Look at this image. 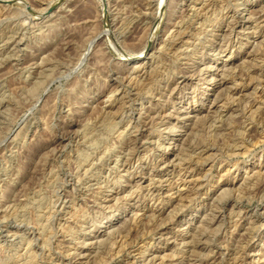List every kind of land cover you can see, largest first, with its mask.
<instances>
[{
	"label": "rangeland",
	"instance_id": "374dc122",
	"mask_svg": "<svg viewBox=\"0 0 264 264\" xmlns=\"http://www.w3.org/2000/svg\"><path fill=\"white\" fill-rule=\"evenodd\" d=\"M50 1L0 0V264H264V0Z\"/></svg>",
	"mask_w": 264,
	"mask_h": 264
},
{
	"label": "bare ground",
	"instance_id": "6f19581e",
	"mask_svg": "<svg viewBox=\"0 0 264 264\" xmlns=\"http://www.w3.org/2000/svg\"><path fill=\"white\" fill-rule=\"evenodd\" d=\"M58 1L59 0H52V1H50L49 3H48V5L46 6V7H44L43 9H41V13H46V12H48L49 11V9L50 8H52L55 4H57L58 3ZM158 2V1H157ZM163 2V1H162ZM162 2H161V4H162ZM157 4H159L160 5V3H157ZM164 4H165V2H164ZM158 6V5H157ZM214 7V6H213ZM159 8V7H158ZM163 10V9H162ZM36 11V10H35ZM161 11V10H160ZM34 12V11H33ZM157 12H159V11H156V13ZM163 12V11H162ZM65 13V12H64ZM40 14V13H39ZM135 14V13H134ZM44 15V14H43ZM157 14H153L152 15V17H153V19L155 20V19H157V17L158 16H156ZM250 15V14H249ZM45 16V15H44ZM157 21V20H156ZM152 23H154V22H152ZM255 23V22H254ZM153 25V24H152ZM110 29V28H109ZM180 30V29H179ZM111 31V30H110ZM151 31V30H150ZM108 32V31H107ZM106 32V33H107ZM113 34H114V32H113ZM116 34V33H115ZM115 34H114V36H115ZM151 34H152V32H151ZM156 34V33H155ZM149 35H150V33H149ZM111 36V35H110ZM109 37V36H108ZM155 36L152 34V36L150 37V38H148L149 40L147 41V44L145 45V47L144 48H142V51L140 52V54H145V56L147 57V56H149L150 57V51H151V48H152V46H153V44H154V42H155V38H154ZM117 39V38H116ZM115 39V40H116ZM118 41V40H117ZM119 43H120V41H119ZM238 44V43H237ZM248 44V43H247ZM117 46V45H116ZM138 54V53H137ZM139 55V54H138ZM151 56H153V55H151ZM229 56H231V53L229 54ZM131 62H133L134 61V57H131V58H128ZM137 59V58H136ZM152 59V58H151ZM141 62V61H140ZM143 62V61H142ZM35 63V62H34ZM139 63V62H138ZM225 65V64H224ZM41 73V72H40ZM185 75V74H184ZM186 76V75H185ZM213 78V77H212ZM131 81V80H130ZM251 81V80H250ZM176 88V87H175ZM119 89V88H118ZM234 89V88H233ZM118 91V90H117ZM173 91V90H172ZM145 94V93H144ZM217 99V98H216ZM264 101V100H263ZM225 103V102H224ZM194 113V112H193ZM157 115V114H156ZM205 115V114H204ZM154 116V115H153ZM196 116V115H195ZM202 116V115H201ZM248 116V115H247ZM197 118V117H196ZM198 118H201V117H198ZM190 119V118H189ZM111 121V120H110ZM194 123H196V122H194ZM199 123V122H198ZM147 124V123H146ZM196 125V124H195ZM150 126V125H149ZM157 126V125H156ZM192 127V126H191ZM232 136V135H231ZM147 137V136H146ZM227 140V139H226ZM143 141V140H142ZM140 146V145H139ZM129 150H131L130 148H129ZM88 152V151H87ZM206 156V155H205ZM127 161V160H126ZM118 162V161H117ZM197 162V161H196ZM123 164H127V162H125L124 161V163ZM118 166V165H117ZM146 180H143L142 181V179H140L139 180V182H145ZM140 183V184H141ZM147 184V183H146ZM152 184V183H151ZM230 190V189H229ZM184 204V203H183ZM181 206V205H180ZM65 210V209H64ZM52 227V226H51ZM218 229V228H217ZM212 232V231H211ZM215 233V232H214ZM32 240V239H31ZM194 248V247H193ZM192 252V251H191ZM37 253V252H36ZM193 253V252H192ZM192 253H191V255H192ZM194 255H196V253L194 252ZM209 255H210V253H209ZM221 260V259H220ZM223 261V260H222ZM236 262V261H235ZM240 262V261H239ZM237 263V262H236Z\"/></svg>",
	"mask_w": 264,
	"mask_h": 264
}]
</instances>
